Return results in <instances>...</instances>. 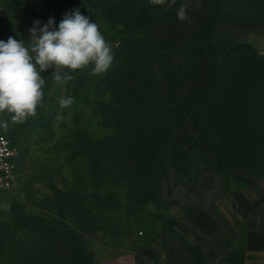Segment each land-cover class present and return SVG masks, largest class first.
Listing matches in <instances>:
<instances>
[{
	"label": "rangeland",
	"instance_id": "374dc122",
	"mask_svg": "<svg viewBox=\"0 0 264 264\" xmlns=\"http://www.w3.org/2000/svg\"><path fill=\"white\" fill-rule=\"evenodd\" d=\"M219 3L0 0V39L27 40L34 20L58 24L79 8L114 54L105 73L89 65L67 84L53 79L54 69L42 73V103L24 122L0 113L9 122L0 133L19 149L12 187L0 192V264H16L30 246L39 264H77L68 239L44 241L36 220L74 234L88 264H150L138 252L154 223L220 201L250 205L264 192V160L218 157L183 115L190 96L210 92L219 77L218 88L231 90L230 73L248 66L264 87V0ZM61 96L74 102L61 109Z\"/></svg>",
	"mask_w": 264,
	"mask_h": 264
},
{
	"label": "clouds",
	"instance_id": "9594fccd",
	"mask_svg": "<svg viewBox=\"0 0 264 264\" xmlns=\"http://www.w3.org/2000/svg\"><path fill=\"white\" fill-rule=\"evenodd\" d=\"M185 16L182 7L178 18ZM28 33L27 40L13 36L6 41L0 39V113L10 114L13 123H22L36 114L43 100L42 73L46 70L54 69L53 79L67 84L74 79L73 71L92 65L93 75L103 74L114 60L98 24L79 8L65 12L58 24L54 17L46 22L36 19ZM73 102L71 96L58 98L61 109ZM8 127V121H0V128Z\"/></svg>",
	"mask_w": 264,
	"mask_h": 264
},
{
	"label": "crops",
	"instance_id": "0c3cea01",
	"mask_svg": "<svg viewBox=\"0 0 264 264\" xmlns=\"http://www.w3.org/2000/svg\"><path fill=\"white\" fill-rule=\"evenodd\" d=\"M154 224L138 252L147 263L264 264L263 191L250 205L220 201Z\"/></svg>",
	"mask_w": 264,
	"mask_h": 264
},
{
	"label": "trees",
	"instance_id": "16d2710c",
	"mask_svg": "<svg viewBox=\"0 0 264 264\" xmlns=\"http://www.w3.org/2000/svg\"><path fill=\"white\" fill-rule=\"evenodd\" d=\"M235 1L237 0H231V3L236 4ZM219 2L220 7L225 0ZM242 49L241 46L236 47L226 57L231 60ZM260 58L254 55L251 60L259 63ZM259 75L261 74L252 66L237 74L230 73L229 78L234 82L231 90L218 88L219 80L224 79L218 76L219 80L210 85V92L205 90L194 97L190 96L182 106L184 117L192 123L193 130L203 140L202 144L218 157H226L233 152L243 159H258L259 162L264 160V87L258 85ZM38 225L46 230L45 234H41L44 241L51 243L52 237L57 240L66 237L72 245L71 251H74L77 264H88L82 244L74 234H59L47 226L43 227L40 220H36L34 226ZM56 249L57 247L54 250ZM36 250V247L30 246L25 257L15 258L14 263L18 264L20 259H25L28 264H39L43 257ZM50 256L46 255L48 259Z\"/></svg>",
	"mask_w": 264,
	"mask_h": 264
},
{
	"label": "built area",
	"instance_id": "2783aa9c",
	"mask_svg": "<svg viewBox=\"0 0 264 264\" xmlns=\"http://www.w3.org/2000/svg\"><path fill=\"white\" fill-rule=\"evenodd\" d=\"M19 149L0 133V192L11 189L16 175Z\"/></svg>",
	"mask_w": 264,
	"mask_h": 264
}]
</instances>
